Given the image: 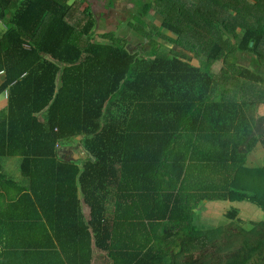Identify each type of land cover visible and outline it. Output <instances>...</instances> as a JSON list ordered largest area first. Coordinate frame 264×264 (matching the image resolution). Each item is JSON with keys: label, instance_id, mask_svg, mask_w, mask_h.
Instances as JSON below:
<instances>
[{"label": "trees", "instance_id": "obj_1", "mask_svg": "<svg viewBox=\"0 0 264 264\" xmlns=\"http://www.w3.org/2000/svg\"><path fill=\"white\" fill-rule=\"evenodd\" d=\"M80 1L0 0V259L92 264L94 244L109 264H264V219L195 224L216 202L264 214V0H133L177 48L139 17V46L95 37L108 24ZM76 137L86 157L61 155Z\"/></svg>", "mask_w": 264, "mask_h": 264}, {"label": "rangeland", "instance_id": "obj_2", "mask_svg": "<svg viewBox=\"0 0 264 264\" xmlns=\"http://www.w3.org/2000/svg\"><path fill=\"white\" fill-rule=\"evenodd\" d=\"M75 1H80V0H70V4L74 3ZM85 1V0H82ZM81 2V1H80ZM137 2H139V0H137ZM85 4V2H83ZM125 5L122 6H118V9H116L114 11V14H116L117 16L115 18H112L111 20H108L109 25H104V22L100 23V27L97 30V32L95 33V37L99 34H102L103 32L106 31H111L114 30L116 32V37L119 38H125L126 40H128L132 46H139V44L143 41L140 39L136 38L135 33H133L134 29L129 25L131 22L133 24H136L139 22V19H136L135 17H139L142 20H145L147 22L152 23L151 26L148 27V29H152V26L154 27V35L153 38L155 40H157L158 42L162 43L163 45L167 46V47H171V48H177L175 45L170 44L166 39H164L163 37H161V35L158 33H164L166 32L165 28L162 26V21L163 18L161 17V15H159L158 13H155V11H150L149 15H147V17L140 16L139 15V7L137 5H135V3L133 2V0H124ZM98 12L96 11V14ZM99 18V17H98ZM1 26V24H0ZM142 26V25H141ZM4 27V26H3ZM157 31V33H156ZM149 47L147 46L145 50H148ZM223 64L221 62L216 63L213 66V71L214 72H219L220 69L222 68ZM7 99L5 94H1L0 96V101ZM260 113L262 115H264V109H260L259 110ZM80 141V137L73 139V144L74 146L78 145ZM258 149L261 150V152L264 153L263 149H261L260 146H258ZM259 151H257L258 153ZM254 153V152H252ZM256 153V151H255ZM259 160H263L264 161V154L262 156L260 155H255ZM75 158H84L86 157V154L84 152V150H82L81 152V148L80 146L77 148L76 153L74 154ZM249 157V156H248ZM5 159H3L4 162V171H6L10 177L11 180L20 183L22 181V173H21V169H20V157H13L11 159H8L9 162L7 164H5ZM248 162V161H247ZM207 206V207H206ZM233 208H238L241 211V216H243V218L245 220L254 218L258 220L260 219H264V214L261 213V210L256 207L254 204H251L249 202H241V203H229V202H216L214 204H208V205H204V210L199 211V213L197 214V217L195 218V224L198 228L202 229L206 226V224H208L207 226L210 227L209 225L213 226V227H220V226H225V227H229V225L231 224L230 220H226V217L224 216L225 212H227L228 210H231ZM202 209V208H201ZM87 213H90V209L89 207H87ZM224 214V215H223ZM225 221V222H224ZM221 223V224H220ZM237 226V225H236ZM246 226H248V222H246ZM246 226H242L243 228H248ZM103 255L101 256H106L107 257V253L103 252L101 253ZM196 255H198L196 253ZM99 255H97V259L96 261L99 263H104V259L105 257H101ZM108 259V258H107Z\"/></svg>", "mask_w": 264, "mask_h": 264}, {"label": "crops", "instance_id": "obj_3", "mask_svg": "<svg viewBox=\"0 0 264 264\" xmlns=\"http://www.w3.org/2000/svg\"><path fill=\"white\" fill-rule=\"evenodd\" d=\"M85 1H88L92 5H95V9H94L95 15L98 16V17H103L102 19H105L106 20V23L108 25H109L108 20H111L112 18H115L117 16L116 14H114V11L116 9H118V6L119 5L120 6L125 5L124 0H115L114 4L112 6H109L108 5L109 4V0H85ZM96 11L98 12L97 14H96ZM97 40H99V39H97ZM4 80H5L4 73H0V85L4 82ZM7 105H8V99H4V100L0 101V111L2 109H4ZM71 143H72V145L66 146V147H69L67 149V154L66 155L68 157H70V158H73L74 157V154L76 153L77 148L79 147V145L74 146L73 142H71ZM80 148H81V152H82L83 149H82V147H80ZM257 151H259V152L257 153ZM255 155L262 156L263 155V152H261V150L258 149V150H256V153L255 152L254 153H251V155L249 156V163L250 164H256V165L263 164L264 161L262 159L259 160ZM8 159H11V158H5V160H4L5 161V164H7L9 162ZM2 165L4 166L3 160H2ZM3 171H4V168H3ZM4 173L7 176L6 178L9 180L10 177H9L8 173L6 171H4ZM21 182H24V177L22 178V181ZM14 191H15V188H14V190L12 192H10V197H8L7 192L5 191V189L0 191V217L9 218V217H6L7 216V211H4L2 209L3 208H7V206L9 204H12V203L15 202V199H13V197H12V194L14 193ZM87 207L88 206L86 204L82 203V210H83V213H84V216H85L86 221H88L90 219V213H87L88 212L87 211ZM93 249H94V259L92 261V264H109L106 261V258H108V252L107 251H106L107 257H106V256H101V255H103L101 253H103L105 251H99V250L95 249L94 244H93ZM3 250L4 249L0 246V258L3 256L2 255ZM97 255H99L101 257H105L104 263H101V262L98 263L96 261ZM0 263H2V264H9L10 263V259H0Z\"/></svg>", "mask_w": 264, "mask_h": 264}, {"label": "water", "instance_id": "obj_4", "mask_svg": "<svg viewBox=\"0 0 264 264\" xmlns=\"http://www.w3.org/2000/svg\"><path fill=\"white\" fill-rule=\"evenodd\" d=\"M69 147H62L61 149H60V154L62 155H66L67 154V149H68Z\"/></svg>", "mask_w": 264, "mask_h": 264}]
</instances>
